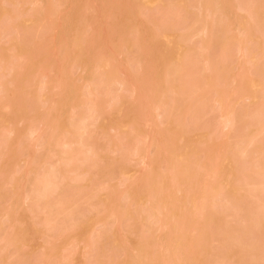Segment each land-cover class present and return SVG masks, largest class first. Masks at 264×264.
<instances>
[{"label":"rangeland","instance_id":"rangeland-1","mask_svg":"<svg viewBox=\"0 0 264 264\" xmlns=\"http://www.w3.org/2000/svg\"><path fill=\"white\" fill-rule=\"evenodd\" d=\"M249 11L263 22L264 0L248 1L245 8L237 0H0V237L12 240L19 213L22 220L13 243L0 238V264H117L125 252L135 261L145 251L162 264L264 263V227L253 231L263 239V261L240 262L243 243L219 251L214 234L202 247L195 241L206 225L205 212L197 209L210 182L217 190L226 184L222 197L224 191L258 186L236 179L239 161L231 149L240 130L237 121L229 123L233 114L247 113L264 99V74L258 71L264 35ZM245 22L253 27L242 31ZM203 23L206 34L200 33ZM230 37L239 47L226 48ZM173 73L178 78L171 81ZM176 94L182 96L180 107L163 114ZM196 105L203 106L196 111ZM73 117L75 137L83 134L94 154L87 163L73 162L77 172L68 173L66 160L56 164L60 147L44 163L50 153L44 142L55 120ZM35 158L34 172L43 173L55 161L67 177L45 201L53 207L50 221L35 214L24 197ZM160 178L164 207L149 217L143 208L157 205L145 202ZM59 199L71 218L54 211ZM233 217L222 221L233 223ZM174 237L187 242L176 240L168 248ZM112 243L123 246L124 254ZM133 261L144 263L140 257Z\"/></svg>","mask_w":264,"mask_h":264},{"label":"bare ground","instance_id":"bare-ground-1","mask_svg":"<svg viewBox=\"0 0 264 264\" xmlns=\"http://www.w3.org/2000/svg\"><path fill=\"white\" fill-rule=\"evenodd\" d=\"M237 1H238V5L239 6L245 8L247 6V2L248 1H255V0H246V1L245 0H237ZM249 14H251L253 16V18H254V21H255L254 25L256 26V29L262 31L263 35H264V18H262L263 22H261L260 20H258L255 17L256 15L254 14V12L249 11ZM242 25L244 27L242 26L241 29L239 28L242 31L245 30V29L246 30H250L249 28L253 27V24H248L246 22L243 23ZM247 25L248 26L250 25V26L248 27ZM238 27H241V26H238ZM193 28H195V27L193 26ZM207 29L208 28L206 27L205 23H203L202 26H201V29H200L201 30L200 33L206 34L207 33ZM231 39L232 38L230 37V42L227 41L226 48H228V49L234 47V45H235V44L232 45L233 42H231ZM215 41H217L218 43H221L223 41V38L222 39L218 38ZM236 41H239V40L237 39ZM236 46L239 47V45L236 44L235 48H237ZM258 71L260 73L264 74V59H263L262 63L260 64V67H259ZM99 74L101 75V77H105V79H106L107 73L101 72ZM177 78H178V74H176V73H173V74H171L169 76V80H171V81H174ZM92 80H94V79H92ZM116 81L118 83L119 88L125 87V84L123 83V81H121V80H119V81L116 80ZM87 92H88V90H87ZM88 93L91 94V90H89ZM183 94H185V93H183ZM175 96L176 97H174V96L172 97V104L167 105L168 107L167 106L166 107L165 106L162 107V110H163L162 113L163 114L168 115V114H171V112L178 110V107H180V104H181V101H182V99H180L181 101L179 102V97L182 98V96H181V94H178V96L176 94ZM90 106L91 105H89L88 107H90ZM197 106L198 105H196V107H195L196 111H198V108L201 109L200 107L203 106V105H200L198 108H197ZM92 107H91L90 112H94L95 111V110L93 111ZM164 107H165V109H164ZM88 109H90V108H88ZM75 110H76V108L74 107L73 111H75ZM88 113H86V114H88ZM239 113H240V111H239ZM239 113L237 112V113L233 114V118H231L229 120V123L232 122L231 123L232 125H234V122L237 121V123L235 125L238 126L237 130H240V131H238V137L235 138L236 141L234 140V143H233V146H232V149H231L233 157L236 158V160L239 161V164L236 167V171H237V173L239 175H238V177H236V179L238 181H242L245 184H253V185H258V186H253L252 189L246 190L244 193H239L238 191H235V190L224 191L223 192L224 193V197H222L221 189L222 188L226 189L227 188L226 184L225 183H221L223 185L220 184L221 185L220 188L221 187L222 188L220 190H217L216 187H215V183L216 182L213 185L210 182V184L206 187L207 188L206 191L209 190L210 192L212 191L213 193L205 191L204 194L202 195V198L205 200V202L202 203V205H200L198 207L199 209H197V210H200L198 212H205L204 215H203V213H201V214L204 217V221H205L206 225L203 224L202 229H199L198 233L196 232L195 241L197 240V244H198L197 246L198 247H202L204 245V243H205V240L208 238V236H211L212 234H214V235L218 236L217 240L219 239L218 241L220 242V243H217V244H219V247H220L219 251L223 250V249L224 250H228V251H234L235 249H237L239 247L240 244L243 243L244 246L246 247V251L244 250L245 253L244 254H240V255H242L240 257L243 258L242 260H240V262L245 263L248 258L249 259L256 258L257 260L259 259L260 261H263L262 256H261L262 254H260V253L263 252L262 249H264V247L262 246L263 248L261 249L259 247L261 244H259L260 242H258L259 241L258 239L261 240L262 237L259 238L260 233H259V235L258 234H253V231L256 230L254 233H257V231L260 230L259 229L260 227L261 228L264 227V138L261 139V137L264 136V99H260V100L254 101L252 108L247 113H240V114ZM86 114L82 115V116L84 117V116H86ZM89 115H90V113H89ZM91 115H93V113ZM91 115H90V117H91ZM82 116H79V118L82 117ZM83 117L81 119H79L80 121H78V122H81V124L85 122V120L81 121V120H83ZM192 118L196 119L195 116H193ZM74 120H75V117H73L72 119H70L66 123L62 122V120H59V121H61L59 124H58V122H59L58 119H57V121L55 120L54 122H57V123L55 124L53 122V125L51 126L52 129L54 130L53 131L51 129L50 134L52 136L49 134L50 137H48L47 140L44 142V143L47 144V150L50 152L48 155H46L44 157V159H43L44 163L46 162V160H49V163H50V161H51L50 159L57 155V154H55L53 152V147L54 146L60 147L62 155L61 156L58 155L56 157V158H58L56 164L58 163L59 160L60 161L62 160L61 164H62V162L64 163L65 160H66L67 164H69V167L66 168L68 170L67 171L68 173H73V172L76 173L77 172V168H74V166H71V165H73L75 163V161L76 162L79 161V162H82V163H84V162L87 163V162H89L91 156L94 154L92 146H89L88 144H86V142L88 143V141L84 140L85 138L83 139V137H80L83 134L79 135L78 138H80V139L75 137L74 130L77 128L78 122L76 123ZM190 121H192V119ZM192 122H191V124L190 123H188V124H190V126H191L190 128L194 129V126H192V124H194V123H192ZM61 123H63V125ZM80 126L78 127L79 129H80ZM82 127H83V130H84L85 128H84L83 125H82ZM246 130H249L251 132L245 133ZM31 131H33V130H31ZM75 143L78 146L75 145ZM137 150H138V148L134 147L133 152L134 153L138 152ZM119 154H120L121 158L125 157V153L122 152V153H119ZM50 156H51V158H49ZM38 160H39L38 158L33 159L31 161L32 164H30L31 166H29L30 167L29 168L30 172L34 173V177L31 180L32 182L30 183V187L31 186L32 187H31V189L28 190V192L26 191L24 197H25V199L28 200L29 205H30V209L33 210V212H35V214L37 213V215L39 214V216H40L42 213H44L43 214V218H42L43 221H44L45 216H46V218L48 217L47 221H50L51 218H49V212H51V211H49V208L50 207L53 208V207L52 206L48 207V206L45 205V203L48 202L49 196H51L53 193H55V191L61 186L62 182L67 177H64L65 175L62 174L63 171H60V169H61L60 166H62V165L60 164L59 166L58 165L56 166L53 163L55 161L51 162V166L49 164V166L46 167L48 169L44 168L46 170L43 173L38 174V173H36L38 171L34 172L36 170V168L39 167V165H37ZM118 163L119 162H116L114 164H118ZM34 164H35V166H34ZM34 167H35V170L33 169ZM113 171L114 170H109V171H107V174L111 175V174H113ZM64 172H65V170H64ZM252 175H254V177H252ZM78 176H79V174L75 175L74 179H78ZM175 180H177V179H175ZM172 181H174V180H172ZM177 181H175V182L179 185V183ZM158 183H159V187H157V188H155V189H153L151 191V194L149 195L148 199H146V202H145V204L147 205V202L154 201L153 203H156L157 205H155V206L152 205V206H149V207L147 206L148 208L147 207L143 208V210H145L148 213L149 217H152L155 212H161L160 211L161 208L164 207V205H162L160 207V205L163 202V200L161 198H158V197L161 196L160 194H162L161 193L162 189L160 187L162 185H164V183L162 182L161 178L159 179ZM181 186L182 185L180 184V187ZM213 187H215V188L213 189ZM127 192L129 193V189H126L125 193H127ZM212 194H213L212 197L209 196V195H212ZM207 195H208V197H207ZM209 198H210V200L208 201ZM223 198H224V200H223ZM41 200H44V202H43L44 206H42V204L40 202ZM155 200L159 201L160 203L155 201ZM218 202H220V203H218ZM55 203H57V204H55L56 205L55 208L56 207H59V208H56V210H54V211L57 212L58 215H62L63 213L65 215V212H67L66 209H64L65 204H64V207H63V202L60 199L58 201L56 200ZM163 203H165V202H163ZM157 207H158L159 210H155V212H154V209L157 208ZM196 211L194 210V212H196ZM9 213H7V215ZM67 213H66V215H67L66 218H71L72 214L69 211ZM19 214H20V218H21V213H19ZM54 214L56 215V213H53V214L50 213V217L54 216ZM232 214L234 216L233 217V221H234L233 223L222 221L223 218H225V216H227V215L231 216ZM58 215H56V216H58ZM20 218H19V221H18L19 224L15 225V227L12 226V228L14 227L13 231H12V229L10 230V233L12 235V240L10 239L11 236H9V237L7 236L6 238L3 239L2 238L3 237L2 234H4V233H2L0 235V236H2V237H0L2 239L1 242H3V240L6 241L7 238L9 240H7V242H5V244H10V243L14 242L15 234H17L18 232H21L20 223H21L22 220ZM46 218H45V220H46ZM7 219H8V216H7ZM56 219H57V217H55V220ZM63 220L61 218L58 219V221H60L61 223H62ZM47 221H45V222L47 223ZM52 221H54V220H52ZM58 221H55V224ZM12 222H13V220H12ZM64 222H65V220H64ZM15 223H16V221H15ZM61 223L60 224L57 223L59 226L58 225H54V227L58 226V228H59L60 225L62 227L63 223L62 224ZM53 224H54V222H53ZM213 227H215L216 230L213 229ZM1 232H4V231L1 230ZM170 232H172V231H170ZM8 235H10V234H8ZM246 237H247V241L241 242L242 238H243V241H244ZM173 239H175V240L169 241V243L167 244L168 248H169L168 245H170V247H171L174 243H175L174 246H176V242H175L176 240H177V245H180V244L184 245L183 243L187 242V238L184 239V237H183V239L181 237L180 240L175 238V237ZM143 240L147 244L151 243L150 241H148V238H146V239L143 238ZM168 240H169V238H168ZM8 242H10V243H8ZM257 242H258V244H257ZM261 242H264V241H261ZM221 243H222V245L220 246ZM112 244L115 245L116 248H117V246L118 247L121 246V245L119 246L118 244L116 245V243H112ZM112 244H110V245H112ZM111 248H109V249L113 250ZM122 249H124L123 246H122ZM122 249H121V247H120V249L118 248V250H121L120 252L122 254H124L125 250L123 251ZM243 249H245V248H243ZM114 252H117V254H120V252L117 251V250H115ZM146 252L147 251H145V253ZM145 253H144V255L138 254L136 256L135 261H133L134 259H132V258L130 259V257L129 258L126 257L127 254L125 252V254L123 256L125 264L126 263L127 264H129V263L131 264V261H133L135 263L136 260H139V257H140V261H138V262L141 263V261L143 259V261H142V263L144 262L143 264H146L147 262L152 261L153 260L152 257L149 256L148 253H146V255H145ZM141 254H143V252ZM112 256L116 257L115 255H112ZM107 258L110 259L109 255H108ZM127 258H128V260H126ZM217 258H218V254L213 256V257L210 256L209 260L211 262H217ZM122 259L120 258L118 260L117 264H119V263L120 264L121 263L124 264V261ZM154 259H155V261L153 260V262H150L151 264L152 263L156 264L155 262H157L158 264L159 263L162 264L161 262L156 261V260H158L156 257ZM144 260H146V261H144ZM128 261H129V263H128ZM110 262L113 264L112 261H110ZM46 264H48V263H46Z\"/></svg>","mask_w":264,"mask_h":264}]
</instances>
